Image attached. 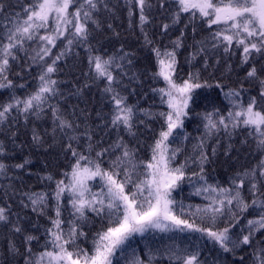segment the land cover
<instances>
[{"label": "snow or ice", "instance_id": "6c2138e0", "mask_svg": "<svg viewBox=\"0 0 264 264\" xmlns=\"http://www.w3.org/2000/svg\"><path fill=\"white\" fill-rule=\"evenodd\" d=\"M101 6L109 10L106 0H27L26 3L17 0L15 5L11 0H0V90L9 92L8 101L0 103V130L15 143V125L21 118L27 125L30 117L39 119L50 111L53 143L57 132L67 138L61 147L68 160V168L59 178L52 174L43 178L54 184L51 193H23L31 210L49 220L42 244L40 236L22 226L19 213L7 202L12 199L9 189L14 194L15 188L11 184L4 188L7 199L0 204V229L18 236L23 245L21 251L10 240L4 259L21 257L23 264H121V261L152 264L159 257L167 259L169 264H206L198 246L182 247L175 242L150 251L147 262L142 260L132 248L135 237L159 232L170 235L173 241V234L199 233L222 253L239 256V264H264V0H157L156 4L152 0H125L129 17L138 14L145 44L154 54L153 80H162L164 84L152 91L160 97L161 104H166L167 110L144 113L163 121L150 146L148 160L140 159L122 136L118 135L107 147L98 140L94 142L90 127L80 132L81 125L68 119L58 103H52L61 95L59 84L63 81L54 78L63 71L60 61L74 46L84 47L89 68L85 75L93 82L103 81V92L110 98L112 107L107 126L117 133L123 130L136 135L137 113L144 110L127 102L120 79L127 75L123 72V62L132 63L130 54L121 49L120 55L105 57L91 44L93 31L101 27L98 18ZM155 7L169 14L171 25L179 23L182 14H187L190 23L199 20L201 26L206 25L210 30L208 39L212 49H222L230 56L239 55L240 65L248 66L245 79L255 91L246 90L243 84L224 91L223 85L216 83L215 87L221 89L230 105L227 114L219 109L202 114L209 136L223 130L231 137L234 132L246 130L244 143L251 138L260 154L256 166L237 173L228 186L208 181L205 165L210 161L203 151L183 163L177 162L182 147L172 145L183 133L176 130H183L196 90L213 85L201 82L199 72H189L186 79L177 77V49L183 46L184 34L181 31L171 41V49L155 46L144 28L151 22ZM14 8L19 11H13ZM171 25L163 23L161 31L167 33ZM199 43V52L209 47L208 40ZM13 76L21 79L31 76L37 83L21 98L15 90L25 88V84ZM88 86L86 82L84 87ZM32 141L40 147L45 143L35 128ZM6 155V146L0 141V158ZM190 162L198 165V171L187 172ZM29 163L25 159L23 163L10 165L0 159V177L10 179L12 169H24ZM185 180L195 185L194 194L202 196L206 203L186 205L177 199L174 192L182 190ZM20 203L25 208L29 206L23 200ZM49 209L54 215H48ZM250 209L253 218L248 219L244 214ZM242 219L246 223L237 228ZM94 222L99 228L92 231ZM241 253H248L247 259ZM214 264L222 261L218 258ZM233 264L237 262L233 260Z\"/></svg>", "mask_w": 264, "mask_h": 264}, {"label": "trees", "instance_id": "16d2710c", "mask_svg": "<svg viewBox=\"0 0 264 264\" xmlns=\"http://www.w3.org/2000/svg\"><path fill=\"white\" fill-rule=\"evenodd\" d=\"M22 2L26 3L27 0H22ZM152 2L156 4L157 0H152ZM11 3L15 5L17 0H11ZM106 3L109 10H104L101 6L98 13L101 27L93 31L91 44L93 48L98 50V54L105 57L114 54L120 55L121 49H123V52L130 54L129 58L132 63L123 62V72L127 75H122L120 79L122 81L121 90L127 96V102L130 105H135L138 109L144 110V112L137 113L136 135H129L123 130L117 133L110 126H107L106 121L112 107L110 98L103 92V81L93 82L89 76L85 75L89 68L84 47L74 46L67 57L60 61L63 71L54 78L63 81L59 84L61 95L52 103H58L61 111L68 119L81 125L80 132H83L86 126L90 127L93 130L94 142L98 140L103 147H107L119 135L123 137L124 142L130 148L136 150V154L140 159L148 160L151 154L150 146L157 138L163 121L159 118H150L144 113L156 114L167 110L166 104H161L160 97L152 91L153 88L163 87L164 84L162 80H153L152 73L156 70V61L151 47L145 44L144 34L139 26L138 14L129 17L125 0H106ZM12 10L19 11L18 8ZM186 15L182 14L181 21L171 25L169 14L155 7L151 13V22L144 25L155 46H167L169 49L172 47L171 41L176 40L183 31V46L177 49V77L186 79L189 72H199L201 82L207 81L213 85L210 88L196 90L194 102L189 109L190 115L185 118L183 130H176L177 132L182 131L183 135L172 147H182V151L177 158L178 163H183L188 157H197L203 151L210 161L205 165V175L208 181L228 186L230 179L235 177L237 173L255 167L261 158L260 154L251 138H248L247 143H244L246 130L234 132L231 137L223 130L209 136L204 127L205 121L202 119V114L217 109L222 111L223 114H227L230 105L225 100L221 89L215 87L216 83L222 84L224 91L229 88H240L241 84L248 91H255V87L245 79V70L248 66L240 65L239 55L230 56L224 53L222 49H212L210 47L211 42L208 39L210 30L207 26H201L199 20L190 23ZM163 23L171 25L167 33L161 31ZM193 23L196 26L195 32H193ZM108 25H111V27ZM206 40H208L209 47L204 52H199V42ZM56 51L57 49H53V52ZM194 53L196 54L195 59L192 58ZM205 60H207V67H205ZM259 66L258 64L257 67L259 68ZM32 71L35 72L36 69H32ZM12 78L25 84V88L15 90L16 95L21 98L27 92L32 91L37 83L31 76L26 79L16 76ZM86 82L89 84L88 87H84ZM244 98H247L246 93ZM8 99L9 92L0 90V103H5ZM140 120H143L144 123H140ZM15 128L17 129L15 143L12 142L4 130H0V141L5 144L7 149L6 157L0 159L10 165L23 163L25 159L30 160V163L24 169H12L9 172L10 179L0 177V204L7 199L3 194L4 188L11 184L16 191L13 194L9 189V196L12 199L7 202L12 204L14 212L19 213L22 218V226L32 234L40 236L42 244L44 231L49 226V220L47 216L37 215L31 210L30 202L23 193H51L54 184H50L43 178L48 174L59 178L61 172L68 168V160L65 159L61 147L62 143L67 142V138H62L61 134L57 132L56 142L53 143V124L50 111L47 114H42L39 119L30 117V122L27 125L24 124L21 118ZM33 128L40 133L45 141L43 147L33 143ZM184 135L187 136V139L183 138ZM202 143L203 147L201 148ZM213 149H215V154H213ZM107 159L106 156L105 160L107 161ZM104 166L107 167V163ZM193 171H198V165L190 162L187 172L191 173ZM194 193L195 185L185 180L182 182V190L174 192V195L177 199H182L186 205L206 203L202 196ZM21 200L29 206L27 208L23 207L20 203ZM52 203L54 204V201ZM47 211L48 215H54L51 209ZM64 216L67 218L68 213L65 212ZM244 216L248 219L253 218L252 210L250 209ZM15 218L14 216L13 219ZM245 223L246 220L242 219L237 228ZM97 228H99V224L94 222L91 225V230L94 231ZM236 230L233 229V231ZM173 236L174 241L170 238V235L159 232L148 233L144 237L137 236L132 242V248L135 249L137 256L147 262L150 251L155 252L156 249H163L165 245L175 242L182 247L198 246L201 250V259L206 261V264H214L218 258L222 261V264H233V260L239 264V256L233 257L231 254L222 253L218 246H214L207 237H201L199 233L173 234ZM10 240H14L23 251V245L18 236H13L10 232L0 229V264H23L21 257L12 259L9 256L7 260L4 259ZM36 250H40L38 246H36ZM129 253H131V249ZM241 255H244L247 259L248 253H241ZM121 264H123V261H121ZM152 264H169V262L167 259L157 257L152 261Z\"/></svg>", "mask_w": 264, "mask_h": 264}]
</instances>
